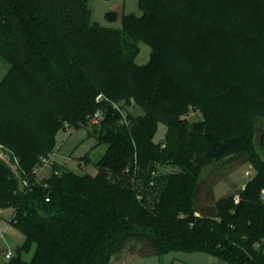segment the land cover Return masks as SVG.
Listing matches in <instances>:
<instances>
[{"label":"trees","instance_id":"obj_1","mask_svg":"<svg viewBox=\"0 0 264 264\" xmlns=\"http://www.w3.org/2000/svg\"><path fill=\"white\" fill-rule=\"evenodd\" d=\"M88 1L0 0V215L25 237L4 264H111L126 251L264 264V0H139L122 29L92 23ZM81 129L106 147L97 172L85 155L82 171L55 161L38 176L58 134ZM247 164L246 186L216 199Z\"/></svg>","mask_w":264,"mask_h":264},{"label":"rangeland","instance_id":"obj_2","mask_svg":"<svg viewBox=\"0 0 264 264\" xmlns=\"http://www.w3.org/2000/svg\"><path fill=\"white\" fill-rule=\"evenodd\" d=\"M88 9L91 14V21L94 24H98L101 27L122 29L121 19L124 15L134 14L137 17L142 16V11L139 7V0H89ZM108 13H115L116 18L109 20L107 18ZM140 54L136 59V63L139 66L146 65L150 60L151 49L148 45L141 43ZM10 69V64L0 57V81L6 75ZM131 113L135 115H141L140 109H130ZM195 120H201L200 114L194 116ZM92 129V127L90 128ZM166 134V127L160 125L157 135L155 137L156 142H161ZM57 148L60 150V154L57 157V161L60 164L70 163L71 168L76 171L81 170L79 158L88 155L91 164L87 167V172L94 174L97 172L95 166L96 163L106 151V147H96L95 138H88L87 130L81 129L78 131L68 130L61 131L57 137ZM7 161H9V157ZM12 164V163H11ZM82 171V170H81ZM169 171H177L175 168H169ZM211 169H205L203 176H210ZM246 172H251L254 175L253 169L249 164L240 166L234 171L230 172L226 179L220 181L214 187V195L216 199L225 198L228 195H237L249 182V177H246ZM212 173V172H211ZM49 171H45L42 176H47ZM253 177V176H252ZM238 197V196H236ZM239 198V197H238ZM11 218V211L6 210L0 215V264L7 262L4 257V253L7 250H12L14 253L25 242L24 235L9 224ZM35 252V245H32L28 250L22 252V258L25 261H31ZM111 264H226L217 259L203 253H172L163 257H141L128 251L121 255H117L113 258Z\"/></svg>","mask_w":264,"mask_h":264},{"label":"built area","instance_id":"obj_3","mask_svg":"<svg viewBox=\"0 0 264 264\" xmlns=\"http://www.w3.org/2000/svg\"><path fill=\"white\" fill-rule=\"evenodd\" d=\"M101 99H102V96H99V97L97 98V100H99V101H100ZM103 117H104L103 112H101V111H97V112L93 115V117L91 118V122H92L93 124H98V123H100V122L102 121ZM5 154H6V152H5V150H4V147H3L2 145H0V159H5V160H6ZM55 156H56V154L54 153V154H52V155H50V156H48V157H46V158H44V159L42 160V164H41V166L39 167L38 172H37V175H38V176H40L41 174H43L44 171L49 170V169L52 168V166L55 164V161H56ZM67 165H68V167H71V164H70V163H67ZM245 175H246V177H249L250 179H251L252 176H253V174H251V172H246ZM25 184H26V183H25ZM238 200H239V198L236 197V198H235L236 203H238ZM14 256H15V253H14L12 250H7V251L4 253V257H5V260H6V261L11 260Z\"/></svg>","mask_w":264,"mask_h":264},{"label":"crops","instance_id":"obj_4","mask_svg":"<svg viewBox=\"0 0 264 264\" xmlns=\"http://www.w3.org/2000/svg\"><path fill=\"white\" fill-rule=\"evenodd\" d=\"M58 149V148H57ZM60 154V150H58V152H57V155H56V161H57V157H58V155ZM58 162V161H57ZM3 214V213H2ZM218 261H220V260H218ZM222 262V261H221ZM223 263H225V262H223Z\"/></svg>","mask_w":264,"mask_h":264}]
</instances>
